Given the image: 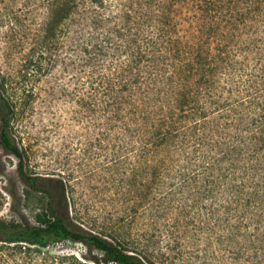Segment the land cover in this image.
<instances>
[{"label": "trees", "instance_id": "16d2710c", "mask_svg": "<svg viewBox=\"0 0 264 264\" xmlns=\"http://www.w3.org/2000/svg\"><path fill=\"white\" fill-rule=\"evenodd\" d=\"M179 1L197 23L192 37L171 5L133 17L113 15L105 0H59L55 16L60 22L66 8L97 29L113 15L115 37L87 52L111 58L100 84L104 109L149 174L152 213L176 202L185 214L243 228L264 249V0ZM0 102V140L27 187L47 197L36 223L0 219V264H162L69 219L63 179L26 170L9 130L15 107L1 93ZM65 240L96 253L53 252Z\"/></svg>", "mask_w": 264, "mask_h": 264}, {"label": "rangeland", "instance_id": "374dc122", "mask_svg": "<svg viewBox=\"0 0 264 264\" xmlns=\"http://www.w3.org/2000/svg\"><path fill=\"white\" fill-rule=\"evenodd\" d=\"M105 2L113 15L122 9L133 17L175 6L182 33L196 34L195 18L179 0ZM58 6L59 0H0V93L15 107L9 130L26 170L63 179L68 218L76 224L130 250L144 249L159 263L264 264L262 245L243 228L235 233L214 217L185 214L176 202L152 213L149 174L139 171L133 140L122 138L113 113L104 109L100 84L111 58L93 60L87 52L115 37L113 15L94 29L90 19L73 21L66 8L57 22ZM5 113L0 102V127ZM17 164L0 140V219L36 223L47 197L27 187ZM52 250L87 258L96 253L70 240Z\"/></svg>", "mask_w": 264, "mask_h": 264}]
</instances>
